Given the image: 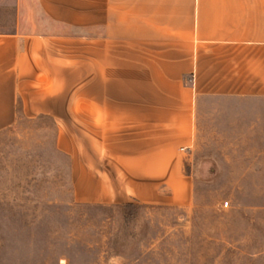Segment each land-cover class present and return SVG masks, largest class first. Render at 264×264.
Wrapping results in <instances>:
<instances>
[{
  "label": "crops",
  "instance_id": "1",
  "mask_svg": "<svg viewBox=\"0 0 264 264\" xmlns=\"http://www.w3.org/2000/svg\"><path fill=\"white\" fill-rule=\"evenodd\" d=\"M15 4L0 25V132L20 113L73 125L83 111L104 160L76 181L90 197L190 204L182 151L204 100L264 97V0Z\"/></svg>",
  "mask_w": 264,
  "mask_h": 264
},
{
  "label": "rangeland",
  "instance_id": "2",
  "mask_svg": "<svg viewBox=\"0 0 264 264\" xmlns=\"http://www.w3.org/2000/svg\"><path fill=\"white\" fill-rule=\"evenodd\" d=\"M15 3L0 0V25ZM28 3L24 14L36 11ZM203 107L182 151L193 183L185 206L86 195L77 179L99 178L104 160L100 141L85 139L83 111L73 125L20 113L0 132V264H264V97ZM127 202L140 206L129 225Z\"/></svg>",
  "mask_w": 264,
  "mask_h": 264
},
{
  "label": "trees",
  "instance_id": "3",
  "mask_svg": "<svg viewBox=\"0 0 264 264\" xmlns=\"http://www.w3.org/2000/svg\"><path fill=\"white\" fill-rule=\"evenodd\" d=\"M122 208V219L123 223L125 225L131 224L136 217L139 215L140 212V206L138 204H135L133 202H127L121 204Z\"/></svg>",
  "mask_w": 264,
  "mask_h": 264
},
{
  "label": "built area",
  "instance_id": "4",
  "mask_svg": "<svg viewBox=\"0 0 264 264\" xmlns=\"http://www.w3.org/2000/svg\"><path fill=\"white\" fill-rule=\"evenodd\" d=\"M226 205H228V203H226Z\"/></svg>",
  "mask_w": 264,
  "mask_h": 264
}]
</instances>
